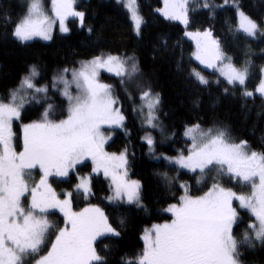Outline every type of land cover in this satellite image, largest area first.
I'll return each instance as SVG.
<instances>
[{
    "label": "snow or ice",
    "instance_id": "snow-or-ice-1",
    "mask_svg": "<svg viewBox=\"0 0 264 264\" xmlns=\"http://www.w3.org/2000/svg\"><path fill=\"white\" fill-rule=\"evenodd\" d=\"M116 2L123 4L139 36L144 18L137 0ZM192 2L194 0H163L164 7L157 11L165 19L179 21L187 28ZM51 3L52 14L49 15L41 0H30L26 13L14 22L11 36L21 43L35 37L50 41L57 21L60 32H69L66 26L69 17L78 18L80 26L84 27L86 13L75 10V0H51ZM224 4L227 5L228 0H224ZM197 7L214 12L210 0H203ZM232 7L236 24L230 30L234 35L264 37V24L246 14L237 0H233ZM9 22L12 23L11 18ZM88 31L91 33L93 29L89 27ZM185 35L195 41L193 58L204 68L219 73L217 85L221 84V77L226 82L224 94L239 85L244 89L245 98L254 96L253 91L247 90L250 59L238 67L211 29L185 31ZM105 71L119 79L133 104L137 98L130 88L134 86L139 90L143 125L164 134L158 115L161 94L154 91L151 83L141 79L143 73L134 55L101 52L90 60L81 61L78 68L64 67L53 73L51 80L44 78L37 65H31L19 83L9 89L7 97L0 98V264H28L29 261L31 264H107L95 242L107 234L118 237L120 232L110 223L105 209L97 204L87 203L79 211L74 210L77 196L89 201L94 195L93 175L101 171L110 180L109 204L144 207L140 181L128 178L127 149L119 154L105 151V144L111 139V133L105 135V126L111 131H126L121 99L112 84L101 81V73ZM260 73L255 93L264 98V66ZM190 76L202 86L210 83L196 68L191 69ZM50 93H59L67 102L66 116L65 109H60L63 118H55L57 105L47 103ZM45 103L47 106L43 107ZM33 105L43 107V111L39 119L21 124L22 150H17L14 123L22 121L23 114ZM175 136L172 132L167 138ZM183 136L190 144L186 153L181 149L175 156L157 155V141L150 132L146 131L141 140L148 146L150 156L165 162L166 166L177 167V178L179 170H187L195 175L197 185L207 186V190L202 195H192L190 185L180 183L182 194L178 201L164 209L171 214L170 222L153 224L144 230L143 252L135 264H244L242 249L264 248V151L250 150L245 139L237 142L227 126L205 129L199 122L186 123ZM88 161H91V172L81 175L80 168H86ZM36 169L38 180L33 175ZM73 173L76 183L61 197L51 180L70 182ZM157 175L169 185L174 182L167 172ZM224 176L235 184L251 185L250 195L238 194L232 187L224 186L221 183ZM235 201L239 202L240 209L250 213V222L240 237L237 230L242 218L234 206ZM56 211L63 217V226L50 219ZM120 222L123 224L124 220Z\"/></svg>",
    "mask_w": 264,
    "mask_h": 264
},
{
    "label": "trees",
    "instance_id": "trees-1",
    "mask_svg": "<svg viewBox=\"0 0 264 264\" xmlns=\"http://www.w3.org/2000/svg\"><path fill=\"white\" fill-rule=\"evenodd\" d=\"M27 1L0 0V98L7 97L9 89L19 83L20 77L33 64L40 68L45 79L51 80L53 73L64 67H79L81 61L90 60L101 52L121 56L134 55L143 73L141 79L151 83L154 91L161 94L162 103L158 115L165 128L163 135L159 130L144 127L139 113L133 111L134 106L140 104L138 89L134 86L130 88L137 98L133 104L125 95L118 78L114 75H101L102 82L114 86L126 115V131L115 130L107 150L120 153L127 149L128 173L131 178L140 181V197L144 207L127 203L109 204L105 199L109 194L108 184L99 176L92 179L94 195L90 200L85 201L81 197L80 204L77 201L74 205L75 210L87 203L101 206L109 215L112 226L120 232L118 237L104 236L95 242L98 253L105 257L107 264H127L128 261L135 264L133 260L143 250V231L153 224L171 219L164 209L178 201L182 193L180 183L190 185L192 195H202L207 190V186L197 185L193 173L179 170L177 178V167L166 166L165 162L150 156L148 146L141 137L146 131L153 134L157 141V154L174 156L181 149L186 153L188 142L186 143L183 136L184 125L199 122L205 129L214 125L227 126L237 142L245 139L250 150L264 151V98H245L242 94L244 89L239 85L234 91L224 94L226 82L223 78H220L221 84L217 85L215 81L219 75L193 59V45L184 37L183 26L163 18L157 12L161 0H137L139 12L144 18L139 36L134 33L128 12L122 4L115 0H83L78 9L86 13L84 27H79L77 21L71 19L67 22V34L55 30L52 40L48 42L33 40L21 43L11 36V32L14 22L26 13ZM210 2L214 7L213 13L198 8L194 2L190 4L188 28L194 31L211 29L214 37L220 40L222 49L228 56L233 57L238 67L250 59L252 66L247 90L254 91L260 82V68L264 66V37L257 35L256 38H245L243 35H234L230 28H235V8L225 5L224 0ZM237 2L246 14L264 24V0ZM89 27L93 29L91 33L88 31ZM192 68L201 70L207 77L210 81L207 87L190 76ZM49 95L47 103L57 105L55 118H63L60 115L61 108L65 109L66 116L67 102L63 97L59 93ZM43 107L33 105L23 114L22 121L14 123L15 142L20 139V125L39 119ZM172 132L176 133L175 138L168 139ZM87 167H81L80 173L87 171ZM164 172L173 178L172 185L161 175H157ZM73 183L72 174L66 187L70 188ZM208 183L210 185L211 181ZM221 183L232 187L236 192L246 190L242 185L229 181L227 176L221 179ZM238 211L242 218L241 227L237 230L240 237L250 222V214L247 211ZM50 219L62 226V219L57 213ZM121 219L124 220L123 224ZM242 252L241 259L244 264H264V248H245Z\"/></svg>",
    "mask_w": 264,
    "mask_h": 264
},
{
    "label": "rangeland",
    "instance_id": "rangeland-1",
    "mask_svg": "<svg viewBox=\"0 0 264 264\" xmlns=\"http://www.w3.org/2000/svg\"><path fill=\"white\" fill-rule=\"evenodd\" d=\"M81 1H83V0H75V5H74V7H75V10H77V11H81L80 9H78V5L80 4V2ZM116 1V0H115ZM41 2H42V4H43V6H44V8H45V10L48 12V14L49 15H51L52 14V3H51V0H41ZM30 3V0H28L27 1V6H28V4ZM194 3H195V5L196 6H198V5H200V4H202L203 3V0H194ZM232 3L233 2H231V1H228V4L227 5H229V6H231L232 7ZM123 5V4H122ZM124 7V6H123ZM164 7V4H163V0H161V6H160V8H163ZM27 10V9H26ZM127 11V10H126ZM158 12V11H157ZM159 13V12H158ZM160 14V13H159ZM128 15H129V13H128ZM161 15V14H160ZM162 16V15H161ZM163 17V16H162ZM129 18H130V15H129ZM164 18V17H163ZM71 19H75L76 21H77V23H78V26L79 27H81L80 26V22H79V19L78 18H76V17H69L67 20H66V26L68 27V25H67V22L69 21V20H71ZM130 21H131V19H130ZM172 21H174V22H177V23H179V24H181L179 21H175V20H172ZM132 22V21H131ZM133 25V24H132ZM182 26H183V28H184V37L186 38V39H188L189 41H191V43H192V45H193V52H195V50H196V44H195V41L194 40H192V39H190L188 36H186L185 35V31H188V32H197V31H194V30H190L189 28H188V26H189V24H188V26H187V28L185 27V25H183V24H181ZM55 30H58L59 32H60V29H59V23H58V21H57V23L53 26V32L55 31ZM199 32H203V31H199ZM61 34H67V33H62V32H60ZM134 33H135V31H134ZM136 34V33H135ZM33 40H38V41H43V42H48V41H44V40H42V39H40L39 37H35V38H33L31 41H33ZM27 42H30V41H27ZM193 52H192V54H193ZM192 57H193V55H192ZM194 59V58H193ZM195 60V59H194ZM196 61V60H195ZM78 68V67H77ZM217 73V72H216ZM102 74H107V75H112V74H110V73H108V72H102L101 73V75ZM203 74V73H202ZM204 75V74H203ZM217 75H219V73H217ZM205 76V75H204ZM206 77V76H205ZM71 77H70V75H69V79H70ZM207 78V77H206ZM72 91H73V93L75 94V86H73V88H72ZM254 92V96H259V97H261L258 93H255V90L253 91ZM135 108H136V113H139V115H140V117L142 118V121L144 120V117L140 114V104L139 105H136V106H134ZM145 114H146V110H145ZM145 127V126H144ZM116 130H122V129H116ZM123 131V130H122ZM149 132V131H148ZM109 133H111V139L113 138V134H114V131H111V130H109V129H107V126H105V135H108ZM151 133V132H150ZM152 134V133H151ZM145 135V134H144ZM143 135V136H144ZM153 135V134H152ZM111 139H109L108 141H107V143L105 144V151L106 152H108V153H112V152H109L108 150H107V145H108V143L111 141ZM14 143H15V146H16V148H17V150H22V130H21V125H20V139H18V140H16V142L14 141ZM188 144H190V141H188ZM188 146V145H187ZM122 152V151H121ZM116 154H119V153H116ZM157 155H159V154H157ZM167 155V154H166ZM177 155V154H176ZM169 156V155H168ZM175 156V155H174ZM127 157H128V154H127ZM88 166L89 167H87V171H85L84 173H80L81 175H84V174H87V173H89V172H91V161H88ZM185 171H187V170H185ZM33 175H34V178H35V180H38L39 179V175H38V169H36V170H34V172H33ZM73 175H74V183L70 186V188L69 187H66L67 185H68V182H60L58 179H56V178H53L52 180H51V183H52V186H53V188L55 189V191L58 193V194H60L61 195V197H62V194L65 192V191H69V190H72V188H73V185L76 183V180H75V173H73ZM94 176H96V177H101L102 178V180H104L105 182H107V184H108V187H109V194L106 196V201H108L107 200V197L109 196V195H111L112 194V189L110 188V180L109 179H106L105 177H104V175H103V172L101 171L99 174H94L93 175V177ZM128 178L130 179V180H136V179H133V178H131L130 176H129V173H128ZM240 185H242L243 187H245L246 188V190H245V192H237L238 194H245V195H250V193H251V185H245V184H240ZM58 186V187H57ZM182 194V193H181ZM81 197L83 198V196H77L76 198H75V200H76V202L75 203H77V201H79V204H80V202H81ZM85 206H87V205H84L83 207H85ZM234 206L238 209V210H241V211H247L248 212V210H246V209H240L239 208V202L238 201H235L234 202ZM83 207H81V208H83ZM168 207V206H167ZM166 207V208H167ZM81 208H79L78 210H76V211H79ZM75 210V209H74ZM168 216H170L171 217V214L170 213H168V212H166V211H164ZM55 213H57L60 217H61V219H62V226H63V217H62V215L58 212V211H56ZM249 213V212H248ZM250 214V213H249ZM253 219H254V217H253ZM171 220V219H170ZM170 220H168V221H164V222H170ZM164 222H162V223H164ZM152 226V225H151ZM151 226L150 227H147L148 229H150L151 228ZM143 233H144V231H143ZM143 233H142V235H143ZM142 235H141V237H142ZM105 236H112L111 234H107V235H105ZM102 237H104V236H102ZM102 237H98L97 238V240L98 239H100V238H102ZM142 240V239H141ZM142 243H143V248H144V241L142 240ZM142 252H143V250H142ZM142 254V253H141ZM137 259V258H136ZM136 259H134L133 261L135 262L136 261ZM30 262V261H29ZM31 263V262H30Z\"/></svg>",
    "mask_w": 264,
    "mask_h": 264
}]
</instances>
